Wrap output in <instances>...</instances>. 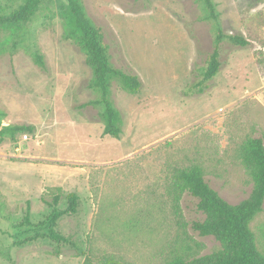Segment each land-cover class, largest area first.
<instances>
[{"label": "rangeland", "instance_id": "374dc122", "mask_svg": "<svg viewBox=\"0 0 264 264\" xmlns=\"http://www.w3.org/2000/svg\"><path fill=\"white\" fill-rule=\"evenodd\" d=\"M21 1L0 0V11ZM60 1L41 0L28 21L0 26L1 125L34 127L0 142V264H82L85 256L94 264H165L217 249L213 236L189 225L204 217L197 199L182 194V227L166 190L176 167L198 164L228 203L249 195L238 150L246 137L264 144V0H213L223 31L248 45L221 42L220 70L202 92L189 88L214 28L198 0H79L110 65L142 82L137 94L111 82L123 118L118 139L102 134L98 108L81 106L98 93L84 53L64 37ZM69 192L79 195L78 210L56 220V241L46 235L47 201L60 193L63 210ZM249 226L264 254V202Z\"/></svg>", "mask_w": 264, "mask_h": 264}, {"label": "trees", "instance_id": "16d2710c", "mask_svg": "<svg viewBox=\"0 0 264 264\" xmlns=\"http://www.w3.org/2000/svg\"><path fill=\"white\" fill-rule=\"evenodd\" d=\"M41 0H22L17 8L7 13L0 11V26L28 21L36 11ZM205 11L204 18L213 24L214 44L207 56L206 65L200 71V79L190 85L189 90L202 92L209 80L214 78L222 64L220 44L226 41L234 46L245 47L248 41L242 34H226L219 23L218 13L213 0H198ZM60 12L66 23L64 37L72 41L85 55V62L91 68L92 78L89 87L97 91L98 97L88 100L81 106L98 108L97 115L101 122L102 134L118 139L123 118L120 110L111 100V82L117 81L120 88L130 94H137L142 82L139 76L130 71H123L110 65L105 45L100 40L98 28L88 19L79 0H61ZM2 44H0V50ZM34 61L44 67L43 56L39 50L34 53ZM6 114L0 109V142L8 138L16 141L17 136L33 133L34 127L24 124L1 125ZM238 156L252 180L249 195L236 204L225 201L205 181L203 170L198 164L176 167L167 186L173 200L176 222L184 227L179 200L183 193L197 199L196 208L203 214V219L189 222L191 229L200 236H213L219 243L217 249L203 255L194 256L190 252L175 255L165 264H264V254L258 249L256 239L250 229V222L262 210L264 202V144L259 137H246L240 144ZM59 189V188H58ZM66 208L56 206L61 200L60 193H54L47 201L52 207L48 216L49 230L46 234L56 241L63 237L53 230L56 220L64 214H75L79 206L77 192L65 194ZM28 208V206H27ZM199 246V244H196ZM190 250L191 247L188 246ZM82 264H94L85 256ZM101 264H119L107 259Z\"/></svg>", "mask_w": 264, "mask_h": 264}]
</instances>
